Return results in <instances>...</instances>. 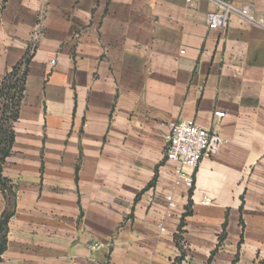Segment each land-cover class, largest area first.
I'll return each instance as SVG.
<instances>
[{
	"label": "crops",
	"instance_id": "0c3cea01",
	"mask_svg": "<svg viewBox=\"0 0 264 264\" xmlns=\"http://www.w3.org/2000/svg\"><path fill=\"white\" fill-rule=\"evenodd\" d=\"M30 45L0 264H264V0H0V82ZM181 119L226 140L191 189Z\"/></svg>",
	"mask_w": 264,
	"mask_h": 264
},
{
	"label": "built area",
	"instance_id": "2783aa9c",
	"mask_svg": "<svg viewBox=\"0 0 264 264\" xmlns=\"http://www.w3.org/2000/svg\"><path fill=\"white\" fill-rule=\"evenodd\" d=\"M230 13H237L248 22L260 23L253 15L251 6L244 5L235 8L224 2L218 4V10L207 17V26L211 30L223 28ZM54 64V61H51ZM215 119L224 117V113L217 111L213 113ZM226 143L216 129H204L194 119H181L171 124L170 132L164 144L163 157L166 161L175 164L174 174L182 178L188 189L193 187V176L200 162L204 158L216 154L219 148ZM211 200L203 196L200 205L208 207ZM173 207V204L170 205ZM164 232V228L160 227ZM102 247L100 243H93V250Z\"/></svg>",
	"mask_w": 264,
	"mask_h": 264
},
{
	"label": "trees",
	"instance_id": "16d2710c",
	"mask_svg": "<svg viewBox=\"0 0 264 264\" xmlns=\"http://www.w3.org/2000/svg\"><path fill=\"white\" fill-rule=\"evenodd\" d=\"M33 53L34 48L30 45L22 58L12 66L0 82V191L6 201V207L0 216V256L6 248L7 225L14 214L15 198L13 185L2 175V166L14 142L13 125L18 119L28 65ZM180 225L182 226V222Z\"/></svg>",
	"mask_w": 264,
	"mask_h": 264
}]
</instances>
